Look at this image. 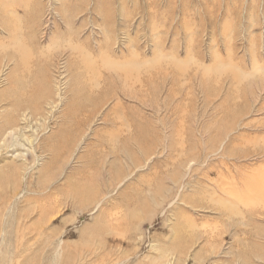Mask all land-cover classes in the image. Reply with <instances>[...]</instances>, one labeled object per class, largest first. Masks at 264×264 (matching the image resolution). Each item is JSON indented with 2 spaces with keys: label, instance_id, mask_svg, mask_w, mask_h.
Here are the masks:
<instances>
[{
  "label": "rangeland",
  "instance_id": "rangeland-1",
  "mask_svg": "<svg viewBox=\"0 0 264 264\" xmlns=\"http://www.w3.org/2000/svg\"><path fill=\"white\" fill-rule=\"evenodd\" d=\"M263 138L264 0H0V264H264Z\"/></svg>",
  "mask_w": 264,
  "mask_h": 264
},
{
  "label": "bare ground",
  "instance_id": "bare-ground-1",
  "mask_svg": "<svg viewBox=\"0 0 264 264\" xmlns=\"http://www.w3.org/2000/svg\"><path fill=\"white\" fill-rule=\"evenodd\" d=\"M85 64H89V63H87V62H85ZM87 70H88V68H87ZM85 118V117H84ZM88 122H89V120H88ZM85 123V122H84ZM86 125V124H85ZM256 139H257V136L255 137ZM260 143V142H259ZM263 143H264V138H263ZM262 143V144H263ZM258 146L260 145V144H257ZM255 146V145H254ZM260 147V146H259ZM260 148H262V149H264V145L263 146H261ZM256 175H258L257 173H256ZM244 185V184H243ZM256 186V185H255ZM250 188V187H249ZM258 189V188H257ZM252 190V189H251ZM229 210V209H228Z\"/></svg>",
  "mask_w": 264,
  "mask_h": 264
}]
</instances>
